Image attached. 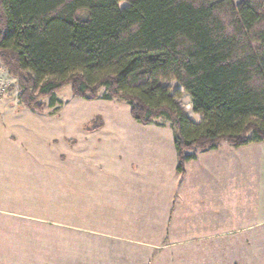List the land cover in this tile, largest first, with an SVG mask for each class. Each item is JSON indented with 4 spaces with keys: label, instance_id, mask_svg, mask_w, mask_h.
Here are the masks:
<instances>
[{
    "label": "trees",
    "instance_id": "1",
    "mask_svg": "<svg viewBox=\"0 0 264 264\" xmlns=\"http://www.w3.org/2000/svg\"><path fill=\"white\" fill-rule=\"evenodd\" d=\"M0 65L32 113L69 86L125 102L138 124L166 121L180 176L222 143L264 145V0H0Z\"/></svg>",
    "mask_w": 264,
    "mask_h": 264
},
{
    "label": "rangeland",
    "instance_id": "2",
    "mask_svg": "<svg viewBox=\"0 0 264 264\" xmlns=\"http://www.w3.org/2000/svg\"><path fill=\"white\" fill-rule=\"evenodd\" d=\"M0 86L7 88L0 92V260L5 263H49V258H41L31 249L38 238L35 228L42 223L38 218L63 214L70 209L82 212L78 206L88 203L90 198L93 203L86 205L87 215L72 221L76 227L93 230L102 227V218L94 216L100 212L93 209L98 206L96 197L102 196V185L95 182L70 189L69 182L101 180L102 176H114V179L119 148L141 155L144 149L156 147L154 151H147L148 159H152L149 165L156 166L154 170L159 176L166 177L174 156L173 134L166 121L138 124L131 118L125 102L77 99L71 95L69 86L58 93L59 104L55 108L45 107L41 114L32 113L19 103L17 92L9 90L13 80L1 67ZM169 86L171 93L180 90V104L185 114L197 123L199 116L191 111L190 97L176 82ZM98 123L101 127L92 131ZM196 159L188 167L194 170L188 172L189 178L196 176V170L219 162L220 177L264 181L262 143L252 142L239 148L222 143L217 150L198 154ZM56 163L60 165L59 179L52 183L51 176L57 170L40 165ZM104 166L108 170L102 173ZM261 192L262 195L257 194L250 188L242 200L264 204L263 189ZM71 195L73 202L66 201V196ZM221 211L219 222L226 214Z\"/></svg>",
    "mask_w": 264,
    "mask_h": 264
},
{
    "label": "crops",
    "instance_id": "3",
    "mask_svg": "<svg viewBox=\"0 0 264 264\" xmlns=\"http://www.w3.org/2000/svg\"><path fill=\"white\" fill-rule=\"evenodd\" d=\"M119 149L114 179L69 182L70 189L102 185L93 207L102 227H76L72 221L87 215L90 197L78 206L82 212L70 209L38 218L45 227L36 226L38 238L31 249L51 260L46 264H264V204L242 200L250 188L262 195L264 181L220 177L219 162L189 178L194 170L188 167L197 159L180 176L174 145L166 177L159 176L147 157L156 147L141 155ZM40 166L55 168L51 181L58 182L59 164ZM107 170L102 167V173ZM66 201L73 202L72 195ZM220 209L226 214L219 222ZM0 264L15 263L1 259Z\"/></svg>",
    "mask_w": 264,
    "mask_h": 264
},
{
    "label": "built area",
    "instance_id": "4",
    "mask_svg": "<svg viewBox=\"0 0 264 264\" xmlns=\"http://www.w3.org/2000/svg\"><path fill=\"white\" fill-rule=\"evenodd\" d=\"M4 90L6 91V90H7V88H6V87H4V86H0V92L2 93Z\"/></svg>",
    "mask_w": 264,
    "mask_h": 264
}]
</instances>
